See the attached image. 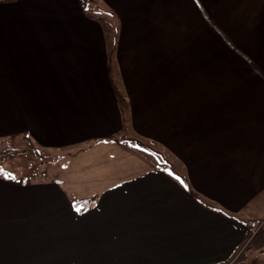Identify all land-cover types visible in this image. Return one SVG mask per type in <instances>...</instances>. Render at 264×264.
<instances>
[{"label": "crops", "instance_id": "obj_1", "mask_svg": "<svg viewBox=\"0 0 264 264\" xmlns=\"http://www.w3.org/2000/svg\"><path fill=\"white\" fill-rule=\"evenodd\" d=\"M84 1L0 0V140L101 157L2 168L0 264H264V0ZM128 133L181 172L110 173Z\"/></svg>", "mask_w": 264, "mask_h": 264}, {"label": "rangeland", "instance_id": "obj_2", "mask_svg": "<svg viewBox=\"0 0 264 264\" xmlns=\"http://www.w3.org/2000/svg\"><path fill=\"white\" fill-rule=\"evenodd\" d=\"M84 4L89 13H96V16H100L104 23H108L109 27L110 17L100 7L98 0H86ZM215 36L217 37V32ZM121 107L123 109L125 104L121 103ZM122 112L125 114V111ZM129 134L123 137L119 135V138L116 137L115 141L119 144V151L113 147L116 154L113 153L111 157L108 156L104 159V165L110 173L114 174L116 171L122 173L125 167L129 166L131 168L134 165L138 169H142L143 166L150 170L164 167L171 170L173 175H175L174 170L181 172L180 165L175 162L173 155L169 154L158 143L142 140L133 135L130 137ZM93 149H87V153L74 157L71 152L42 150L24 137L2 139L0 140V169H8V171L12 172L11 176L16 179L24 176L39 179L49 178L65 186H70L71 184H75L78 187L83 186V190H85L83 192H87L90 191L87 185L94 187L96 185V174H101V170L95 172L96 169H99L97 159L101 157H96L95 154L97 152ZM111 153L109 151L108 155ZM81 161L90 162L91 164H88L89 167L84 170L77 172L80 167H74L73 163L80 164Z\"/></svg>", "mask_w": 264, "mask_h": 264}, {"label": "snow or ice", "instance_id": "obj_3", "mask_svg": "<svg viewBox=\"0 0 264 264\" xmlns=\"http://www.w3.org/2000/svg\"><path fill=\"white\" fill-rule=\"evenodd\" d=\"M3 170L2 169H0V172H2ZM6 178H14V177H6ZM77 211H79V209H77Z\"/></svg>", "mask_w": 264, "mask_h": 264}, {"label": "trees", "instance_id": "obj_4", "mask_svg": "<svg viewBox=\"0 0 264 264\" xmlns=\"http://www.w3.org/2000/svg\"><path fill=\"white\" fill-rule=\"evenodd\" d=\"M120 97H121V94H120ZM28 139V138H27ZM2 140V139H1Z\"/></svg>", "mask_w": 264, "mask_h": 264}]
</instances>
